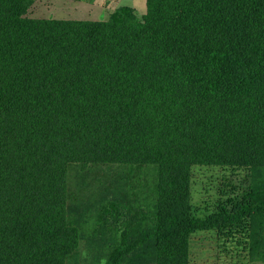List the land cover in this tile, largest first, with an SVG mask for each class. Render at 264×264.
<instances>
[{"label": "trees", "instance_id": "obj_1", "mask_svg": "<svg viewBox=\"0 0 264 264\" xmlns=\"http://www.w3.org/2000/svg\"><path fill=\"white\" fill-rule=\"evenodd\" d=\"M32 2L0 0V264H68L87 214L71 163L159 170L151 216L109 193L88 242L113 245L93 264H190L193 232L245 218L264 240V0H146L98 20L28 17ZM195 164L249 166L253 183L199 216ZM108 215L128 217L120 235Z\"/></svg>", "mask_w": 264, "mask_h": 264}, {"label": "rangeland", "instance_id": "obj_2", "mask_svg": "<svg viewBox=\"0 0 264 264\" xmlns=\"http://www.w3.org/2000/svg\"><path fill=\"white\" fill-rule=\"evenodd\" d=\"M122 5L135 7L140 16L147 11L146 0H33L26 16L107 19ZM158 171V166L154 164H69V202L78 213H83L87 207V214L83 213L86 218L82 216L85 221L80 227L83 237L68 264H93L105 260L104 255L113 244L101 243L108 250L97 257L94 253L101 245L89 243L88 238L101 224V213L112 207L107 200L114 190L120 193L122 201L118 208H122L124 213L133 214V218L143 213H150L151 216L157 195ZM191 171V202L195 214L199 216L219 210L222 204L231 205L253 183L254 171L249 166L195 164ZM109 215L111 221L112 216ZM127 218L124 216L115 223L111 221L108 226L120 235L123 228L119 227L121 221H124V226L129 225ZM252 226L253 220L245 218L232 225L193 232L190 264H264V240L260 237L258 241L253 237ZM123 264H152V261L146 253L132 256Z\"/></svg>", "mask_w": 264, "mask_h": 264}]
</instances>
